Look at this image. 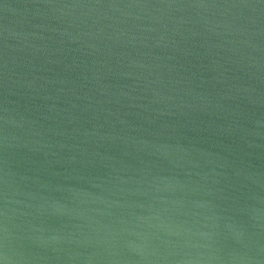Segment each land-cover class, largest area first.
Segmentation results:
<instances>
[{
  "label": "water",
  "instance_id": "95a60500",
  "mask_svg": "<svg viewBox=\"0 0 264 264\" xmlns=\"http://www.w3.org/2000/svg\"><path fill=\"white\" fill-rule=\"evenodd\" d=\"M0 264H264V0H0Z\"/></svg>",
  "mask_w": 264,
  "mask_h": 264
}]
</instances>
